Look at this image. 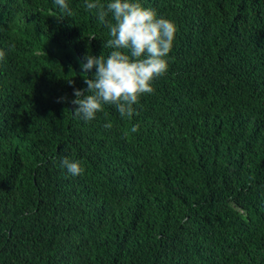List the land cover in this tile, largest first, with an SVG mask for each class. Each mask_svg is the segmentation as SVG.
I'll return each mask as SVG.
<instances>
[{"label": "trees", "instance_id": "trees-1", "mask_svg": "<svg viewBox=\"0 0 264 264\" xmlns=\"http://www.w3.org/2000/svg\"><path fill=\"white\" fill-rule=\"evenodd\" d=\"M136 2L177 27L168 70L131 118L85 121L108 28L0 0V264H264V0Z\"/></svg>", "mask_w": 264, "mask_h": 264}, {"label": "clouds", "instance_id": "clouds-1", "mask_svg": "<svg viewBox=\"0 0 264 264\" xmlns=\"http://www.w3.org/2000/svg\"><path fill=\"white\" fill-rule=\"evenodd\" d=\"M55 4L64 13L56 16L58 19L73 15L66 0H55ZM84 7L108 28L111 38L104 47L112 51L107 57L85 56L81 75L87 88L73 89L75 98L71 103L77 107L72 113L74 117L90 121L104 111L105 105H112L122 118H131L135 113L133 106L139 103L140 97L154 92L152 82L168 70L166 57L172 49L177 27L136 0H110L106 5L101 0H85ZM109 15L114 23L107 19ZM13 47L9 45V50ZM5 57V50L0 49V61ZM94 66L96 70L88 78L86 73ZM68 83L74 85V80L68 79ZM104 127L110 129L111 122ZM138 130L136 125L131 128L133 133ZM60 163L72 176L84 174L79 161L65 157Z\"/></svg>", "mask_w": 264, "mask_h": 264}]
</instances>
